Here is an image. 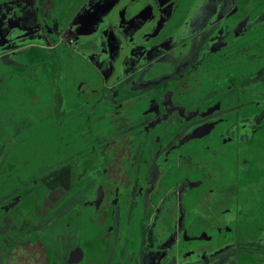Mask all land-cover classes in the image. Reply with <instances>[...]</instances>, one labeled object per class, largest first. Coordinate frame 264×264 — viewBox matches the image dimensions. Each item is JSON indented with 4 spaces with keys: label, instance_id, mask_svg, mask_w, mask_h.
Segmentation results:
<instances>
[{
    "label": "flooded vegetation",
    "instance_id": "flooded-vegetation-1",
    "mask_svg": "<svg viewBox=\"0 0 264 264\" xmlns=\"http://www.w3.org/2000/svg\"><path fill=\"white\" fill-rule=\"evenodd\" d=\"M13 84L60 133L0 264H264V0H0Z\"/></svg>",
    "mask_w": 264,
    "mask_h": 264
},
{
    "label": "rangeland",
    "instance_id": "rangeland-1",
    "mask_svg": "<svg viewBox=\"0 0 264 264\" xmlns=\"http://www.w3.org/2000/svg\"><path fill=\"white\" fill-rule=\"evenodd\" d=\"M13 86H15L14 91L10 92L7 103L2 104L0 110V197L2 196V201L8 197L9 191L18 186L29 187L34 176L42 173V170L36 168L39 164H45L44 156L57 154L58 151L52 143L58 140L60 133L58 128L53 130L43 125L47 122L42 121L45 116L41 113V102L36 99L39 95L31 96L24 91L18 92L15 89H18L19 84H13ZM49 122H52L51 118L48 119ZM39 140H48L47 143L44 142L39 146L44 145L43 154L39 157H31L33 158L30 160L31 163L21 161L30 158L27 156L37 148ZM48 163H51L50 160ZM30 166L34 167L35 172L29 170ZM43 168L41 165L40 169ZM256 177L261 178V175L258 174ZM259 181L255 182L258 184ZM29 196L36 198L37 195L34 193ZM44 223L42 221L40 224ZM7 234L13 233L9 231Z\"/></svg>",
    "mask_w": 264,
    "mask_h": 264
}]
</instances>
